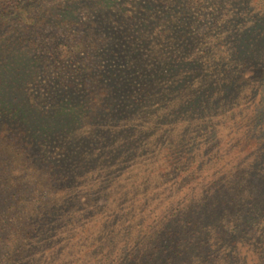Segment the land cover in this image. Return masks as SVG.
Here are the masks:
<instances>
[{
  "label": "trees",
  "instance_id": "trees-1",
  "mask_svg": "<svg viewBox=\"0 0 264 264\" xmlns=\"http://www.w3.org/2000/svg\"><path fill=\"white\" fill-rule=\"evenodd\" d=\"M58 1H66L58 10L61 13L66 7L73 8L63 19L69 32L64 37L55 31L56 44L44 48L47 57L30 55L43 49L34 36L46 16L36 7V0H0V42L5 41L0 45V54L18 50L24 52L19 56L25 57L19 64H9L10 68L6 65L0 70V264H219L224 260L222 257L228 259V254L221 255L225 238L218 240L209 234V224L204 219L206 204L197 205L195 196L184 189L169 198L168 204L151 208L131 199L133 191L128 186L133 185V171L122 170L120 174L116 171L128 159L105 169L109 163H101L105 160L103 154L93 152L97 141L87 142V151L92 154L87 156L81 154L82 145L75 144L72 148L65 137L55 141L57 138L46 135L38 140L14 134L10 125L20 115L24 117L28 108L15 101L13 95L30 96L29 87L36 85L39 72L53 66L58 69L56 61L62 68L56 78L63 82L70 79L73 87L82 91L88 86L95 87V78L109 75L95 67L106 56L111 59L112 55L121 58L123 54L139 53L143 47H149L155 36L160 43L167 41L171 30L180 33L175 44L180 42L181 50L191 54L196 44L183 37L188 35L192 23L181 25L183 16L179 12L185 8L184 15L191 20L193 3L213 5L216 15H220L219 38L213 40L219 49L226 43L220 37L223 32L225 37H239L241 32L251 31L243 53L245 60H250L253 54H264V16L248 14L246 7H240L241 0H189L188 4L187 0H148L147 5L139 4L135 9L126 6L121 10L109 4L100 5L98 0L99 8L93 7L95 0ZM141 6L148 7V14ZM86 8L92 14L88 22L80 21L79 12ZM141 15L148 20L139 22L143 19ZM6 26L8 29L4 31ZM178 63L177 71L190 77L189 80L184 76V86L195 82L194 73L185 71L187 65L212 75L213 80L205 87L195 88L202 91L199 103L209 101V90L236 86V82L225 79L233 66L226 68L222 60L204 61L196 56ZM113 75V85L123 88V92L137 93L133 70L115 71ZM58 79L53 88L58 87ZM101 88L105 91L102 85ZM59 92V88L55 89L51 95L58 97ZM230 99L234 100L231 95ZM136 137L135 145L148 143L144 134L138 133ZM185 147L184 144L182 150ZM135 153L131 150L129 155ZM202 156L200 150L193 165L201 164ZM187 159L185 152H176L172 164L178 168ZM182 195L189 196L186 199L189 204L182 201ZM192 204L195 206L186 207Z\"/></svg>",
  "mask_w": 264,
  "mask_h": 264
},
{
  "label": "rangeland",
  "instance_id": "rangeland-1",
  "mask_svg": "<svg viewBox=\"0 0 264 264\" xmlns=\"http://www.w3.org/2000/svg\"><path fill=\"white\" fill-rule=\"evenodd\" d=\"M83 1L88 3L91 0ZM60 2L36 0V7L46 16L34 36L43 44V49L30 52V55L48 57L44 48L56 44L55 31L64 37L69 32L63 19L73 8L66 7L61 13L58 10L66 1ZM147 2L98 0L100 5H113L115 10L126 6L135 9V6L147 5ZM94 3L93 7H97V0ZM240 7H246L248 14L255 12L264 16V0H241ZM141 9L148 14V7L141 6ZM192 12L191 20L184 15L185 8L179 12L183 16L181 25L192 23L186 29L188 35L183 37L196 44L191 54L181 50L180 42L175 44L180 33L171 30L167 41L160 43L155 36L149 47H143L139 53L123 54L121 58L112 55L111 59L106 56L103 64L95 67L109 75L99 80L95 78L96 86H88L85 91L75 89L70 79L63 82L55 77L62 69L60 62L56 61L58 69L53 66L39 72L38 84L29 87L30 96L13 95L15 101L28 109L24 117L20 115L13 120L14 126H10L14 134L24 139L34 137L41 140L45 135L57 138L55 141L67 138L72 148L75 144L82 145L81 154L87 156L92 155L87 151V142L97 141L92 147L93 152L103 154L105 160L101 163H109L105 169L128 159L116 171L120 174L122 170H132L135 174L133 185L128 186L133 191L131 199L153 208L168 204V199L174 198L181 188L195 196L199 201L197 205L206 204L204 219L209 224V234L218 240L225 238L221 255H229L228 259L222 257L224 260L219 264H264V54H253L250 60H245L243 53L251 33L247 30L239 37H225V32L220 34L226 43L219 49L213 41L219 38L220 29L217 27L220 15H216L214 6L193 3ZM90 14L87 8L81 9L80 21L88 22ZM141 17L143 19L139 22L148 20L143 15ZM7 29L6 26L4 31ZM0 43L2 45L5 41ZM221 51L225 54H220ZM23 53L16 50L0 54L3 57L0 70L6 65L10 68L19 64L25 58L19 56ZM196 56L204 61L222 60L226 68L233 66L225 79L236 82V86L209 90V101L199 103L202 91L195 88L205 87L213 80L212 75H205L201 69L195 70L187 65L185 71L194 73L195 82L184 86L183 80H190V77L177 71L181 59L192 60ZM128 68L136 74L137 93L123 92V88L112 83L113 72ZM56 79L59 80L58 87L53 88ZM76 85L80 86L78 82ZM64 87L69 88L65 90ZM58 88L59 98L51 95V91ZM89 88L93 91L89 92ZM84 92L89 93L84 95ZM130 125V130H126ZM138 133L144 134L148 143L135 145L137 141L133 140ZM184 144L186 147L182 150ZM120 147L124 149H118ZM131 150L136 151L132 156L129 155ZM200 150L203 151L201 164L193 165ZM176 152L188 155V161L178 168L172 164ZM182 196V201L189 199L188 195L186 198ZM189 203L186 201L185 204ZM189 206L195 204L186 205ZM192 247L188 249L190 252Z\"/></svg>",
  "mask_w": 264,
  "mask_h": 264
}]
</instances>
